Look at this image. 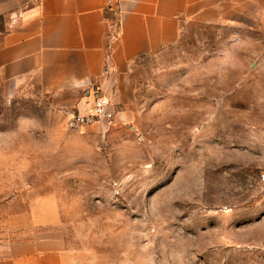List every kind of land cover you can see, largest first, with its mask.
I'll return each mask as SVG.
<instances>
[{"label": "rangeland", "instance_id": "rangeland-1", "mask_svg": "<svg viewBox=\"0 0 264 264\" xmlns=\"http://www.w3.org/2000/svg\"><path fill=\"white\" fill-rule=\"evenodd\" d=\"M125 84L74 126L91 96L0 76V213L54 197L71 264H264V0L183 22Z\"/></svg>", "mask_w": 264, "mask_h": 264}, {"label": "crops", "instance_id": "crops-1", "mask_svg": "<svg viewBox=\"0 0 264 264\" xmlns=\"http://www.w3.org/2000/svg\"><path fill=\"white\" fill-rule=\"evenodd\" d=\"M257 1L0 0V76L88 94L84 108L95 93L123 90L132 62L176 43L183 22L219 20ZM60 219L52 196L0 213V264H71L55 236Z\"/></svg>", "mask_w": 264, "mask_h": 264}, {"label": "built area", "instance_id": "built-area-1", "mask_svg": "<svg viewBox=\"0 0 264 264\" xmlns=\"http://www.w3.org/2000/svg\"><path fill=\"white\" fill-rule=\"evenodd\" d=\"M111 3L114 0H106ZM114 102L107 95H97L93 98L91 104L84 108H79L78 112L72 118L74 126H93L103 121L112 122L116 117Z\"/></svg>", "mask_w": 264, "mask_h": 264}]
</instances>
